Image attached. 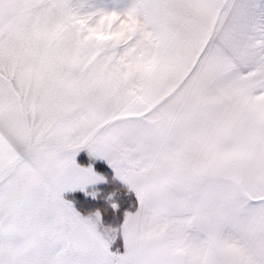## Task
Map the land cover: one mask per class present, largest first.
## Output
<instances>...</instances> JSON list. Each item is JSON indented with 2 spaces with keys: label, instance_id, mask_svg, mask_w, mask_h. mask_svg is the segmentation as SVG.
Returning a JSON list of instances; mask_svg holds the SVG:
<instances>
[{
  "label": "snow or ice",
  "instance_id": "snow-or-ice-1",
  "mask_svg": "<svg viewBox=\"0 0 264 264\" xmlns=\"http://www.w3.org/2000/svg\"><path fill=\"white\" fill-rule=\"evenodd\" d=\"M85 146L136 196L102 246L63 195L105 179ZM14 255L264 264V0H0V264Z\"/></svg>",
  "mask_w": 264,
  "mask_h": 264
},
{
  "label": "trees",
  "instance_id": "trees-1",
  "mask_svg": "<svg viewBox=\"0 0 264 264\" xmlns=\"http://www.w3.org/2000/svg\"><path fill=\"white\" fill-rule=\"evenodd\" d=\"M78 161L83 165L89 164L85 155H80ZM92 167L105 177V181L97 186L100 190L97 197L91 198L83 192H73L67 194L65 199L71 201L82 215L99 210L104 225L117 227L122 222L126 211H135L136 196L133 191L114 177L112 170L106 164L98 161L93 163ZM113 202L118 207L113 208ZM115 244L120 247L122 241L117 240ZM113 248L117 247L113 246Z\"/></svg>",
  "mask_w": 264,
  "mask_h": 264
},
{
  "label": "clouds",
  "instance_id": "clouds-1",
  "mask_svg": "<svg viewBox=\"0 0 264 264\" xmlns=\"http://www.w3.org/2000/svg\"><path fill=\"white\" fill-rule=\"evenodd\" d=\"M53 159L59 160V156L53 155ZM97 211L99 210H96L94 212H88L87 214L84 215V217L86 218V222L82 224L81 232L85 242L88 241L89 239L95 238L102 246L104 244L110 243L111 237L109 235V229L114 228V226L111 225L105 226L102 229V235L98 236L96 231L93 229V225L95 224V213ZM13 264H17V258L15 255L13 256Z\"/></svg>",
  "mask_w": 264,
  "mask_h": 264
},
{
  "label": "crops",
  "instance_id": "crops-1",
  "mask_svg": "<svg viewBox=\"0 0 264 264\" xmlns=\"http://www.w3.org/2000/svg\"><path fill=\"white\" fill-rule=\"evenodd\" d=\"M80 155H85L86 157H87V159L89 160V164L88 165H83V164H81L79 161H78V157L80 156ZM75 160H76V162H77V164H79L80 166H83V167H88V166H91L92 167V164L93 163H95V162H98V161H100V162H102V163H104V164H106L111 170H112V172H113V174H114V177L116 178V179H118L116 176H115V173H114V170H113V168L110 166V164L108 163V161H107V159H105V158H103V157H98V156H92V155H90V153H89V150H88V148L85 146V147H82V148H80L79 150H77L76 151V153H75ZM92 163V164H91ZM91 164V165H90ZM93 168V167H92ZM94 170V169H93ZM97 174H99V175H102V174H100L99 172H97L96 170H94ZM103 176V175H102ZM119 180V179H118ZM105 181V179L103 180V181H98V182H96V183H94V184H89V185H87L86 187H85V189H80V188H76L75 190H69V191H66L63 195H64V197L67 195V194H69V193H73V192H83V193H85L86 192V194L88 195V194H90V192L88 191V188H90L91 186H96V185H98V184H101V183H103ZM121 183H123L121 180H119ZM124 184V183H123ZM125 185V184H124ZM127 186V185H126ZM135 194V193H134ZM105 226V225H104ZM121 250H122V248H121Z\"/></svg>",
  "mask_w": 264,
  "mask_h": 264
},
{
  "label": "rangeland",
  "instance_id": "rangeland-1",
  "mask_svg": "<svg viewBox=\"0 0 264 264\" xmlns=\"http://www.w3.org/2000/svg\"><path fill=\"white\" fill-rule=\"evenodd\" d=\"M92 164V163H91ZM90 164V165H91ZM98 185H100V184H98ZM98 185H96L95 187L94 186H91L90 188H88V191L91 193V192H93V191H96V196L95 197H93L92 195H90V194H86V192L84 193L86 196H89V197H93V198H96L97 197V195H98V193L100 192V190L98 189ZM97 187V188H96ZM111 196V195H110ZM123 221V220H122ZM106 226V225H105ZM104 226V224H103V221H102V216H101V230L105 227ZM117 240H120L119 239V237H117V239L113 242V246H116V247H119L117 244H115V242L117 241ZM121 241V240H120ZM121 247V246H120ZM122 248V247H121Z\"/></svg>",
  "mask_w": 264,
  "mask_h": 264
}]
</instances>
